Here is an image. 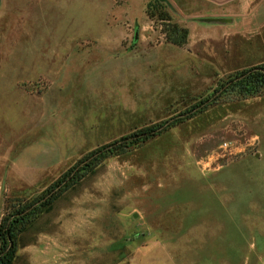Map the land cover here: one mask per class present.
I'll return each mask as SVG.
<instances>
[{"label": "rangeland", "instance_id": "1", "mask_svg": "<svg viewBox=\"0 0 264 264\" xmlns=\"http://www.w3.org/2000/svg\"><path fill=\"white\" fill-rule=\"evenodd\" d=\"M250 1L249 36L240 25L228 41L212 44L213 56L201 57L185 91L181 84L179 94L172 88L166 98L138 104L132 113L121 105L116 124L102 119L100 137L110 143L184 118L219 82L264 62V0ZM141 4L108 0V8L132 10L161 36L160 25L143 20ZM68 5L0 0V219L15 200L35 198L79 159L32 167L38 135L31 118L42 103L28 91L44 89L42 75L56 77L53 90L59 89L69 73L50 56V43L68 41L73 34L62 28L88 18L82 7ZM51 129L45 127L41 137ZM36 251L46 253L38 254L39 264L54 257L70 263V255L75 264H264V95L224 96L143 146L106 160L20 235L12 264H28Z\"/></svg>", "mask_w": 264, "mask_h": 264}, {"label": "crops", "instance_id": "2", "mask_svg": "<svg viewBox=\"0 0 264 264\" xmlns=\"http://www.w3.org/2000/svg\"><path fill=\"white\" fill-rule=\"evenodd\" d=\"M138 1L142 3L141 16L146 21L145 7L149 0ZM168 1L173 22L188 30L184 48L164 42L150 22L141 21L130 9L125 13L120 8L110 9L108 0H69L68 6L82 7L83 16H88L81 24L62 28L63 32L73 34L68 41L50 43V56L64 65L62 69L67 68L69 74L65 81L58 82L56 91L53 90L56 77L50 80L44 75L39 78L44 82L41 92L27 90L32 97L40 96L42 103L31 118V126L38 135L32 165L35 170L52 168L53 162L68 161L69 157L80 159L94 150L92 145L108 144L100 137L102 119L107 117L116 124L120 121L117 110L120 111L121 105L124 111L132 113L138 104L150 106L166 98L172 88L179 94L181 84L185 91L187 80L200 71L202 58L213 56L212 44L228 41L240 32L236 31L240 25L242 35L249 36L253 17L250 0ZM220 19L224 20L219 22ZM135 30H138L136 41ZM156 37L159 41L154 43ZM49 92L50 100H46ZM45 127L52 129L43 139ZM39 253L36 251L34 258L25 262L39 264L38 256H46L45 252ZM64 259L54 257L50 264L59 261L75 264L73 255L70 263Z\"/></svg>", "mask_w": 264, "mask_h": 264}, {"label": "trees", "instance_id": "3", "mask_svg": "<svg viewBox=\"0 0 264 264\" xmlns=\"http://www.w3.org/2000/svg\"><path fill=\"white\" fill-rule=\"evenodd\" d=\"M145 15L149 21H154L162 27L161 35L164 37V42L179 48L187 45L188 30L173 22L167 7L158 0L147 3ZM228 95H235L241 99L263 96L264 63L237 71L225 81L219 82L212 94L194 105L184 118L152 124L100 146L77 160L35 198L29 201L15 200L11 210L0 219V264H12L18 251L20 235L63 194L77 186L106 160L123 156L130 150L143 146L153 138L201 114Z\"/></svg>", "mask_w": 264, "mask_h": 264}, {"label": "water", "instance_id": "4", "mask_svg": "<svg viewBox=\"0 0 264 264\" xmlns=\"http://www.w3.org/2000/svg\"><path fill=\"white\" fill-rule=\"evenodd\" d=\"M159 1H164V0H159ZM134 41H136L138 39V30H135V34H134Z\"/></svg>", "mask_w": 264, "mask_h": 264}]
</instances>
